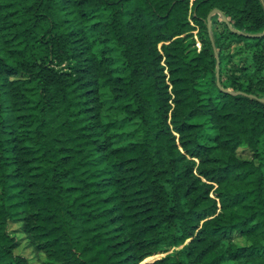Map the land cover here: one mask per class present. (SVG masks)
Instances as JSON below:
<instances>
[{
    "label": "trees",
    "instance_id": "obj_1",
    "mask_svg": "<svg viewBox=\"0 0 264 264\" xmlns=\"http://www.w3.org/2000/svg\"><path fill=\"white\" fill-rule=\"evenodd\" d=\"M263 30L264 0H0V264H264Z\"/></svg>",
    "mask_w": 264,
    "mask_h": 264
},
{
    "label": "water",
    "instance_id": "obj_2",
    "mask_svg": "<svg viewBox=\"0 0 264 264\" xmlns=\"http://www.w3.org/2000/svg\"><path fill=\"white\" fill-rule=\"evenodd\" d=\"M215 12L220 13L222 20L225 21V22L229 25V27H230L231 29H233V28L231 27V25L229 24L228 18H227V17H226L221 11H220V9H218V8H212V9L208 12V14H207V27H208V31H209V34H210V37H211V40H212V44H213V38H212V36H211V21H210V17H211V15L214 14ZM233 30H234V29H233ZM263 34H264V30L261 31V32H259V33H255L254 35H263ZM214 51H215L216 56H218L217 51H216L215 48H214ZM216 63H217V72H218V64H219L218 59H217V62H216ZM217 82H218V84H219L218 79H217ZM228 91L233 92V91H231V90H228ZM249 95H250V96H255V95H253V94H249ZM259 99L264 100V98H262V97H259Z\"/></svg>",
    "mask_w": 264,
    "mask_h": 264
},
{
    "label": "rangeland",
    "instance_id": "obj_3",
    "mask_svg": "<svg viewBox=\"0 0 264 264\" xmlns=\"http://www.w3.org/2000/svg\"><path fill=\"white\" fill-rule=\"evenodd\" d=\"M17 251L21 252V253H25V255H27L29 257V259L31 260V264H40L41 262L38 261L32 254V252L30 251V249L19 246V248L17 249Z\"/></svg>",
    "mask_w": 264,
    "mask_h": 264
}]
</instances>
